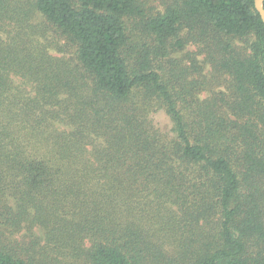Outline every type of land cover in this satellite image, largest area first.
I'll return each mask as SVG.
<instances>
[{
  "label": "trees",
  "instance_id": "obj_1",
  "mask_svg": "<svg viewBox=\"0 0 264 264\" xmlns=\"http://www.w3.org/2000/svg\"><path fill=\"white\" fill-rule=\"evenodd\" d=\"M0 264H264L254 0H0Z\"/></svg>",
  "mask_w": 264,
  "mask_h": 264
},
{
  "label": "rangeland",
  "instance_id": "obj_2",
  "mask_svg": "<svg viewBox=\"0 0 264 264\" xmlns=\"http://www.w3.org/2000/svg\"><path fill=\"white\" fill-rule=\"evenodd\" d=\"M146 8L148 12L152 15H155L157 13H162L161 6L155 2H149ZM48 36H51V33H48ZM60 43L63 44V42ZM185 49L186 51L172 55L173 61H175V63L171 65V70L175 74V77H177L178 79L183 77L181 72L185 71V69L188 66L185 59V53L188 51L191 52L195 50L193 46H187ZM51 54L54 56L56 55L55 53H51ZM13 81L15 85H20V81L18 79H13ZM26 90L29 91V88L27 87ZM149 118L152 119L154 125L157 128H159L162 132L173 135L171 132L172 122L169 120V118H167V116L163 111L157 112L156 114H152ZM34 233L36 236L39 235L38 231Z\"/></svg>",
  "mask_w": 264,
  "mask_h": 264
},
{
  "label": "water",
  "instance_id": "obj_3",
  "mask_svg": "<svg viewBox=\"0 0 264 264\" xmlns=\"http://www.w3.org/2000/svg\"><path fill=\"white\" fill-rule=\"evenodd\" d=\"M264 0H254V9L257 14L260 16L261 22L264 23V8H263Z\"/></svg>",
  "mask_w": 264,
  "mask_h": 264
}]
</instances>
